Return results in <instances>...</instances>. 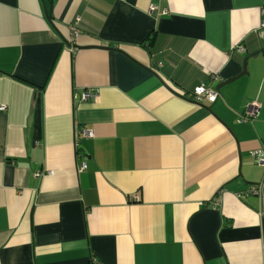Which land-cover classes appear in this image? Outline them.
<instances>
[{
  "label": "crops",
  "instance_id": "1",
  "mask_svg": "<svg viewBox=\"0 0 264 264\" xmlns=\"http://www.w3.org/2000/svg\"><path fill=\"white\" fill-rule=\"evenodd\" d=\"M3 106L0 264H264V0H0Z\"/></svg>",
  "mask_w": 264,
  "mask_h": 264
},
{
  "label": "built area",
  "instance_id": "2",
  "mask_svg": "<svg viewBox=\"0 0 264 264\" xmlns=\"http://www.w3.org/2000/svg\"><path fill=\"white\" fill-rule=\"evenodd\" d=\"M157 7L152 6L150 8V13H155L157 12ZM80 22V18L76 20V25H78ZM75 30V34H77L76 29ZM239 51H242V48H238ZM194 99L197 100L198 102H202V101H207L209 104L215 103L218 99H219V92L209 86H207L206 84H201L198 85L195 89H194ZM89 97V95H85V98ZM260 108V105L258 103H253L251 108L247 111L246 116L249 118H255L257 117L258 114V109ZM1 111H5V107H0ZM246 118V117H245ZM243 119V118H242ZM82 136L84 138H90L92 137V133L90 131H83L82 132ZM253 157L255 158L256 162L258 163V165L262 166L264 168V149H258L253 153ZM83 170L85 169V166L82 168ZM253 192L254 194H256L259 199H260V215L261 217L264 218V181L258 185L257 187L253 188ZM94 264H98V263H94Z\"/></svg>",
  "mask_w": 264,
  "mask_h": 264
},
{
  "label": "water",
  "instance_id": "3",
  "mask_svg": "<svg viewBox=\"0 0 264 264\" xmlns=\"http://www.w3.org/2000/svg\"><path fill=\"white\" fill-rule=\"evenodd\" d=\"M246 62H247V60L245 61V65H244V67H243V71H242V73H241L238 77H236V78H234V79H231L230 81L226 82L225 84L232 83V82H234L235 80H237V79H239V78H241V77H243L244 75L247 74V71H246Z\"/></svg>",
  "mask_w": 264,
  "mask_h": 264
},
{
  "label": "trees",
  "instance_id": "4",
  "mask_svg": "<svg viewBox=\"0 0 264 264\" xmlns=\"http://www.w3.org/2000/svg\"><path fill=\"white\" fill-rule=\"evenodd\" d=\"M46 6H47V3H46ZM151 46H152V44H151Z\"/></svg>",
  "mask_w": 264,
  "mask_h": 264
},
{
  "label": "rangeland",
  "instance_id": "5",
  "mask_svg": "<svg viewBox=\"0 0 264 264\" xmlns=\"http://www.w3.org/2000/svg\"><path fill=\"white\" fill-rule=\"evenodd\" d=\"M195 88H196V87H195ZM195 88H194V89H195Z\"/></svg>",
  "mask_w": 264,
  "mask_h": 264
}]
</instances>
